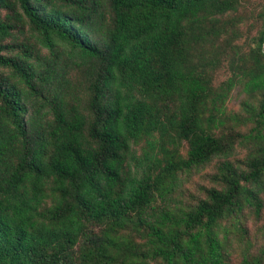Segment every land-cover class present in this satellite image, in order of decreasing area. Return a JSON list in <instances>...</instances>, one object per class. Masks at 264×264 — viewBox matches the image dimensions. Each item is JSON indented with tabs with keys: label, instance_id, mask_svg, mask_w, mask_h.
<instances>
[{
	"label": "trees",
	"instance_id": "trees-1",
	"mask_svg": "<svg viewBox=\"0 0 264 264\" xmlns=\"http://www.w3.org/2000/svg\"><path fill=\"white\" fill-rule=\"evenodd\" d=\"M263 39L264 0H0V264H264Z\"/></svg>",
	"mask_w": 264,
	"mask_h": 264
},
{
	"label": "rangeland",
	"instance_id": "rangeland-1",
	"mask_svg": "<svg viewBox=\"0 0 264 264\" xmlns=\"http://www.w3.org/2000/svg\"><path fill=\"white\" fill-rule=\"evenodd\" d=\"M256 2L257 0H247ZM230 72L225 65L220 66L215 71L213 83L217 84L229 76ZM245 99V93L241 88V85L236 84L230 91V96L226 102L225 112L226 114H236L244 116L243 102ZM253 101V99H250ZM236 126V130L246 132L250 127L248 124H236L235 121H226L221 126L220 130L228 131L231 126ZM247 153L246 146L241 144H235L231 153L227 156H215L206 164L192 168L186 172L179 174V184L175 191V198L180 200L181 203L189 204L194 203L198 198L203 197L205 188L215 185V182L211 179V175L215 172L216 166L223 159L228 158L235 162L241 160ZM263 207L260 215L256 216L251 213H247L248 217L244 221L245 226L248 229L250 237L252 236L257 247L264 244V192L262 193Z\"/></svg>",
	"mask_w": 264,
	"mask_h": 264
},
{
	"label": "water",
	"instance_id": "water-1",
	"mask_svg": "<svg viewBox=\"0 0 264 264\" xmlns=\"http://www.w3.org/2000/svg\"><path fill=\"white\" fill-rule=\"evenodd\" d=\"M263 44H264V39H263Z\"/></svg>",
	"mask_w": 264,
	"mask_h": 264
}]
</instances>
